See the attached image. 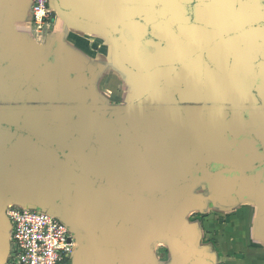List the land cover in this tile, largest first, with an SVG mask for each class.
Masks as SVG:
<instances>
[{
	"label": "crops",
	"instance_id": "0c3cea01",
	"mask_svg": "<svg viewBox=\"0 0 264 264\" xmlns=\"http://www.w3.org/2000/svg\"><path fill=\"white\" fill-rule=\"evenodd\" d=\"M32 5L0 0V264L12 206L68 264H264V0Z\"/></svg>",
	"mask_w": 264,
	"mask_h": 264
},
{
	"label": "built area",
	"instance_id": "2783aa9c",
	"mask_svg": "<svg viewBox=\"0 0 264 264\" xmlns=\"http://www.w3.org/2000/svg\"><path fill=\"white\" fill-rule=\"evenodd\" d=\"M31 13L34 22L43 28L51 18L50 0H33ZM7 215L11 225V250L4 264H68L76 237L57 214L12 206Z\"/></svg>",
	"mask_w": 264,
	"mask_h": 264
},
{
	"label": "water",
	"instance_id": "95a60500",
	"mask_svg": "<svg viewBox=\"0 0 264 264\" xmlns=\"http://www.w3.org/2000/svg\"><path fill=\"white\" fill-rule=\"evenodd\" d=\"M213 108H216V107H213ZM53 213L57 214L56 212H53ZM57 215H58V214H57Z\"/></svg>",
	"mask_w": 264,
	"mask_h": 264
}]
</instances>
